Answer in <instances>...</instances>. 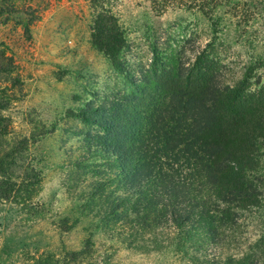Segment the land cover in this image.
Segmentation results:
<instances>
[{
    "label": "rangeland",
    "instance_id": "obj_1",
    "mask_svg": "<svg viewBox=\"0 0 264 264\" xmlns=\"http://www.w3.org/2000/svg\"><path fill=\"white\" fill-rule=\"evenodd\" d=\"M112 10L126 31L124 72L92 45L86 0H0V264H227L249 253L264 236V208L245 214L238 248L221 253L212 245L178 248L176 232L163 225L135 238L136 198L119 217L101 221L108 211L101 195L115 185L94 189L108 176L106 159L116 163V155L103 147L105 130L80 114L91 106L108 119L118 105H134L154 46L184 60L185 26L201 48L212 35L205 18L184 10V0H114ZM225 30L222 55L235 81L251 56L264 57V29L255 33L254 53L234 29ZM153 94L147 90L148 100ZM123 195L116 190L111 200ZM85 240L90 254L73 261L69 253Z\"/></svg>",
    "mask_w": 264,
    "mask_h": 264
},
{
    "label": "trees",
    "instance_id": "obj_2",
    "mask_svg": "<svg viewBox=\"0 0 264 264\" xmlns=\"http://www.w3.org/2000/svg\"><path fill=\"white\" fill-rule=\"evenodd\" d=\"M86 1L92 12V45L124 72L119 55L127 47L126 31L113 13L114 0ZM184 10L209 23L212 35L204 47L196 46L194 31L185 26L184 60L161 55L154 46L134 105H118L108 119L97 118L89 106L80 117L105 130L103 147L116 155V163L106 159L108 169L101 173L108 176L94 189L98 194L115 185L101 195L108 198L101 221L119 217L136 198L130 207L136 216L135 238L163 225L176 232L178 248L183 243L196 250L212 245L221 253L238 248L245 214L264 208V75L259 72L264 57L251 56L232 81L234 70L224 61L221 40L225 29H234L236 40L255 51V33L264 29V0H184ZM147 90L153 91L152 100ZM116 190L124 195L111 200ZM89 240L69 253L73 261L90 254ZM226 260L264 264V236L249 253Z\"/></svg>",
    "mask_w": 264,
    "mask_h": 264
}]
</instances>
